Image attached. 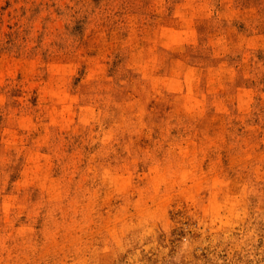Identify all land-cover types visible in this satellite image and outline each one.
I'll list each match as a JSON object with an SVG mask.
<instances>
[{
  "label": "rangeland",
  "instance_id": "obj_1",
  "mask_svg": "<svg viewBox=\"0 0 264 264\" xmlns=\"http://www.w3.org/2000/svg\"><path fill=\"white\" fill-rule=\"evenodd\" d=\"M0 264H264V0H0Z\"/></svg>",
  "mask_w": 264,
  "mask_h": 264
}]
</instances>
